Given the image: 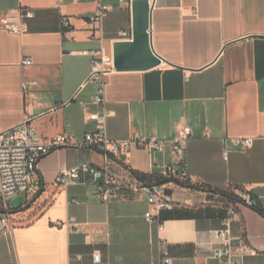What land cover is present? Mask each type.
Here are the masks:
<instances>
[{
  "label": "crops",
  "instance_id": "0c3cea01",
  "mask_svg": "<svg viewBox=\"0 0 264 264\" xmlns=\"http://www.w3.org/2000/svg\"><path fill=\"white\" fill-rule=\"evenodd\" d=\"M100 2L0 0V131L27 122L43 139L81 142L95 130L90 115L103 110L113 112L106 120L111 140H170L187 125L189 179L158 183L162 167L178 160L169 144L153 152L133 146L110 163L119 196L102 202L93 184L65 186L56 178L82 162L100 167L103 155L56 148L38 162L33 189L0 206L13 225L0 237V264H162L163 248L173 264H223L214 250L229 206L239 211L232 224L236 259L264 264V216L246 202L264 208V0H151L152 46L164 62L95 80L84 52L113 57L115 42L132 34L131 0H108L111 10L94 25L89 17ZM26 9L34 16L23 19L24 33L3 28L5 15ZM100 89L103 103H96ZM248 136L253 146L230 143L224 157V138ZM143 181L173 205L157 213L158 223L145 218L148 195L136 190Z\"/></svg>",
  "mask_w": 264,
  "mask_h": 264
},
{
  "label": "built area",
  "instance_id": "2783aa9c",
  "mask_svg": "<svg viewBox=\"0 0 264 264\" xmlns=\"http://www.w3.org/2000/svg\"><path fill=\"white\" fill-rule=\"evenodd\" d=\"M108 0H101L93 15L89 17V22L94 25H101L107 13L111 10ZM151 1V0H150ZM34 12L31 9L21 10L18 13H8L2 19V26L11 33H24L27 30L24 18H32ZM66 28L70 27L68 19L64 21ZM121 35H128L121 32ZM92 57V74L90 79L98 80L100 73L114 70L113 57L106 56L102 51L87 50L84 52ZM32 61L26 59L23 64L29 65ZM103 89L95 97L96 103H103ZM113 112L103 110L101 113L90 115L96 121L95 130L87 132L81 142H75L72 136L58 135L50 139L41 138L35 129L27 122H23L11 129L0 131V206L15 194L27 193L33 189V175L37 169L38 162L51 151L59 147L87 148L100 152L103 155V163L96 167L89 162H82L71 169L62 170L56 181L65 186L71 184L91 183L96 188V195L102 202H111L119 196V187L115 177L110 171V163L114 160L128 156L132 147L153 151H164L169 144L172 151L178 156L175 164H166L162 167L160 176L167 179L188 180L189 175L185 167L183 155L192 137L190 126H183L178 134L170 139L164 140L155 136L147 137L134 134L126 140H111L106 133V120L112 116ZM255 141L254 137H233L224 138V157L227 159L230 152V143L235 147L250 148ZM137 191L148 195L149 210L145 213L146 220L153 224L158 223L157 213L163 209H172L171 201L160 196L153 185L148 181H143ZM248 205H253L254 201L248 198ZM239 219V211L235 206L227 208L226 215L222 219V226L216 231V236L220 244L214 250V257L222 260L223 264H240L235 256L234 238L232 236V224ZM68 222L58 221L57 225ZM10 214L8 211L0 215V237L2 233L11 230ZM244 243V239H239ZM251 254H256V250L249 248ZM162 264H173V257L167 248H163ZM100 253H93V261H100ZM77 260L81 256H77ZM70 264H76L71 262Z\"/></svg>",
  "mask_w": 264,
  "mask_h": 264
},
{
  "label": "water",
  "instance_id": "95a60500",
  "mask_svg": "<svg viewBox=\"0 0 264 264\" xmlns=\"http://www.w3.org/2000/svg\"><path fill=\"white\" fill-rule=\"evenodd\" d=\"M132 34L114 44L115 71L147 70L161 65L164 58L155 52L151 40L150 0H131Z\"/></svg>",
  "mask_w": 264,
  "mask_h": 264
},
{
  "label": "trees",
  "instance_id": "16d2710c",
  "mask_svg": "<svg viewBox=\"0 0 264 264\" xmlns=\"http://www.w3.org/2000/svg\"><path fill=\"white\" fill-rule=\"evenodd\" d=\"M161 177V176H160ZM168 181L167 178H163L161 177L158 181V183H166ZM182 185H185L186 183L185 182H180ZM191 187H194V188H198L197 186H192V185H189ZM230 199L235 203V202H244L243 198L241 197H230ZM259 213H261L263 216H264V208L257 202H254V204L252 205ZM3 213H6L5 210H2L0 209V215L3 214Z\"/></svg>",
  "mask_w": 264,
  "mask_h": 264
},
{
  "label": "rangeland",
  "instance_id": "374dc122",
  "mask_svg": "<svg viewBox=\"0 0 264 264\" xmlns=\"http://www.w3.org/2000/svg\"><path fill=\"white\" fill-rule=\"evenodd\" d=\"M117 1H119V0H117Z\"/></svg>",
  "mask_w": 264,
  "mask_h": 264
}]
</instances>
